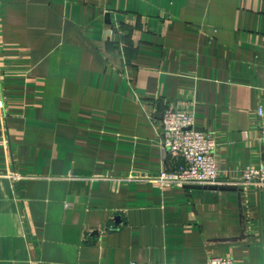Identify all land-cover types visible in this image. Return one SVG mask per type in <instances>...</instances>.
I'll return each mask as SVG.
<instances>
[{
    "label": "crops",
    "instance_id": "obj_1",
    "mask_svg": "<svg viewBox=\"0 0 264 264\" xmlns=\"http://www.w3.org/2000/svg\"><path fill=\"white\" fill-rule=\"evenodd\" d=\"M169 102L264 161V0H0V264H264V186L157 181Z\"/></svg>",
    "mask_w": 264,
    "mask_h": 264
},
{
    "label": "built area",
    "instance_id": "obj_2",
    "mask_svg": "<svg viewBox=\"0 0 264 264\" xmlns=\"http://www.w3.org/2000/svg\"><path fill=\"white\" fill-rule=\"evenodd\" d=\"M162 114L160 144L165 156H172L182 163L176 169H164L157 181L162 186H224L236 183L245 186H264V161L258 167L248 168L239 182L228 181L221 175L216 158L218 141L216 137L195 126L194 115L176 104H165ZM258 116L263 120L260 142L264 149V108ZM1 177V175H0ZM11 178V177H10ZM132 264H147L137 263ZM207 264H239L231 257H211Z\"/></svg>",
    "mask_w": 264,
    "mask_h": 264
},
{
    "label": "water",
    "instance_id": "obj_3",
    "mask_svg": "<svg viewBox=\"0 0 264 264\" xmlns=\"http://www.w3.org/2000/svg\"><path fill=\"white\" fill-rule=\"evenodd\" d=\"M189 187L198 188V189L211 188V189L223 190V191H225V190H241L242 189L241 186H234V185H224V186L189 185Z\"/></svg>",
    "mask_w": 264,
    "mask_h": 264
}]
</instances>
